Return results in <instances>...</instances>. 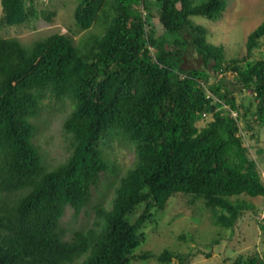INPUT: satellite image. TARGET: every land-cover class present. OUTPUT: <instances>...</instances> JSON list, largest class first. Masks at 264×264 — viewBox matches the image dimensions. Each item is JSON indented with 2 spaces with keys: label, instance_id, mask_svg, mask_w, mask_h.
<instances>
[{
  "label": "trees",
  "instance_id": "1",
  "mask_svg": "<svg viewBox=\"0 0 264 264\" xmlns=\"http://www.w3.org/2000/svg\"><path fill=\"white\" fill-rule=\"evenodd\" d=\"M1 4L0 24L20 26L39 15L37 0ZM226 8L227 0H79L76 24L85 30L103 25L81 47L62 33L32 49L0 36V264L149 259V252L134 255L146 240L141 230L153 219L152 210H163L176 193L202 199L224 228L255 208L241 196H264L262 161L253 144L245 143L240 122L258 140L255 126L264 127V57L253 55L261 47L264 22L248 35L246 55L226 59L224 47L208 40L207 27L192 20L217 21ZM230 71L235 80H229ZM213 77L219 78L210 82ZM234 89L252 91L255 105L238 104ZM49 97L73 103L64 121L73 150L51 170L31 121ZM209 114L212 120L199 127ZM110 129L135 143V165L116 184L112 207L98 205L93 226L67 239V209L78 216L103 175L111 174L101 147ZM256 153L264 154V148ZM142 204L143 213L131 221ZM188 258L168 249L157 257L162 264H186ZM232 264H264V253L239 254Z\"/></svg>",
  "mask_w": 264,
  "mask_h": 264
},
{
  "label": "rangeland",
  "instance_id": "2",
  "mask_svg": "<svg viewBox=\"0 0 264 264\" xmlns=\"http://www.w3.org/2000/svg\"><path fill=\"white\" fill-rule=\"evenodd\" d=\"M196 1L201 3L205 0ZM78 2L79 0H37L38 17L20 26L0 24V36L18 38L27 49H32L35 42L51 34L62 33L68 35L74 45L81 47L92 35L101 34L103 25L99 22L86 30L79 27L74 17ZM49 13H54L51 20L47 19ZM2 15L0 0V19ZM153 20L157 24V19ZM192 20L195 24L207 27L208 40L224 47L226 59L242 57L246 55L248 35L264 22V0H227V8L219 20L213 21L204 16H193ZM158 32L161 33L160 30ZM261 57H264V37L261 47L253 55V58ZM227 75L229 80H235L233 72L230 71ZM216 78L219 77L211 78L210 82H215ZM233 93L238 104L255 105L252 91L241 92L234 89ZM72 110L73 103L69 99L59 101L49 97L43 101L41 112L31 118L37 129L36 141L49 170L64 163L73 150L72 136L64 130V121ZM210 120L211 114L199 121L198 126L204 127ZM240 126L243 127L245 143L253 144V153L262 161L264 174V154L256 153V148H264V127L255 126L254 133L258 134L256 140L251 139L252 132L247 129L245 122L241 121ZM101 147L112 167L111 174L103 175L100 184L94 189L91 204L78 216L74 215L72 207L67 209L62 219V225L68 230L67 239H72L75 231L93 226L97 219L98 205H104L108 209L112 207L116 184L135 165L136 145L122 130L110 129L106 132ZM241 198L252 203L255 208L244 211L234 227L224 228L214 223L212 212L205 207L202 199L195 200L184 193L174 194L163 210H152L153 219L141 230L146 240L135 249L134 255L149 252L152 256L149 259L134 258L132 264H162L157 257L166 249L188 254L186 264H232L239 254H263L264 196L242 195ZM144 208L145 204L138 206L135 213L129 215L130 220L135 221ZM173 261L176 262L177 259L174 258Z\"/></svg>",
  "mask_w": 264,
  "mask_h": 264
}]
</instances>
